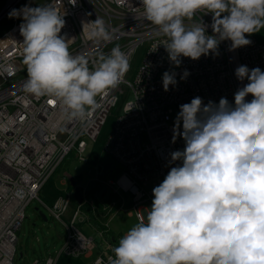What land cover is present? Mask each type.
<instances>
[{
    "label": "clouds",
    "instance_id": "clouds-1",
    "mask_svg": "<svg viewBox=\"0 0 264 264\" xmlns=\"http://www.w3.org/2000/svg\"><path fill=\"white\" fill-rule=\"evenodd\" d=\"M141 3L143 19L156 26L176 66L180 57L216 53L222 40H230L232 49L249 45L246 34L264 28V0ZM199 11L212 14L213 35L200 20L190 27L185 23ZM64 15L47 4L9 13L23 20L24 91L57 98L70 118H85L97 96L123 81L129 62L116 46L90 70L87 59L72 55L59 35ZM82 30L96 43L112 39L99 17L82 22ZM174 75L163 73L165 91L176 84ZM188 75L185 70L181 78ZM235 76L248 83L235 92L234 105L226 98L204 104L197 96L179 106L174 138L179 135L185 146L170 155L181 163L152 189L146 216L111 249L107 264H264V71L241 65ZM95 264L105 261L97 258Z\"/></svg>",
    "mask_w": 264,
    "mask_h": 264
},
{
    "label": "built area",
    "instance_id": "built-area-1",
    "mask_svg": "<svg viewBox=\"0 0 264 264\" xmlns=\"http://www.w3.org/2000/svg\"><path fill=\"white\" fill-rule=\"evenodd\" d=\"M20 0H5L0 19L11 12ZM60 15H64L65 26L59 35L67 40L72 55L83 56L90 70H94L102 55L119 46L129 62V70L123 81L107 94L96 97V107L90 109L85 118H70L61 101L49 96H33L23 89L27 78L23 63L22 43L16 21L0 35V264H12L16 253L17 231L24 219V211L32 200H37L44 184L55 173L65 157L74 152L85 161L86 138L95 140L107 115L117 103V94L131 95L116 116L104 145V153L115 161L122 172L116 178L103 182L113 193L129 192L132 205L127 210L138 222L146 216L147 204H152V189L158 186L171 167L180 161H171V153L182 151L184 140L174 138L172 110L199 96L204 104L212 101L218 104L226 98L234 105V94L243 88L247 79L240 81L235 69L245 65L250 70L259 67L264 71V42L254 33L246 34L249 45L231 48L230 40L220 41L216 53L210 52L199 59L180 57L176 66L169 60L156 26L142 17L141 0H76L73 6L69 0H49ZM99 17L110 32V41L96 43L88 40L82 30L87 23ZM213 35L211 13L203 11L185 23L190 27L199 23ZM141 50L139 64L132 69L135 54ZM189 75L182 79L184 71ZM175 74V85L165 91L162 75ZM129 77V78H128ZM252 96L245 98L251 101ZM174 118V120H173ZM182 131V123L179 129ZM62 183H65L64 181ZM81 194V192H80ZM121 200V206L122 208ZM82 203L70 210L67 221L63 217L71 206L70 195L58 196L49 214L66 228L61 248L42 261L34 259L31 264H58V258L77 259L87 257L96 247L94 237L83 233L78 224L98 218L100 226L94 227L103 249L97 258L105 261L112 256L115 241L108 235L109 212L117 205L110 201L99 211L90 202L82 209ZM82 205V206H81ZM118 209V208H117Z\"/></svg>",
    "mask_w": 264,
    "mask_h": 264
},
{
    "label": "rangeland",
    "instance_id": "rangeland-1",
    "mask_svg": "<svg viewBox=\"0 0 264 264\" xmlns=\"http://www.w3.org/2000/svg\"><path fill=\"white\" fill-rule=\"evenodd\" d=\"M4 2L5 0H0V11ZM47 2L49 0H20L14 9L19 10L25 5L38 7L46 5ZM9 13L0 19V35L8 30L15 21L14 17L9 16ZM15 19L16 21L22 20L19 16H15ZM140 57L141 50H138L132 64L133 70L139 64ZM125 95L117 94V103L111 108L96 139H85L86 150L83 153L85 161L79 160L73 151L70 152L38 193V198L43 204L35 199L28 204L24 211L25 217L21 227L17 231L16 253L12 264H31L34 259L42 261L48 255L59 251L64 240L66 228L62 223L50 216L47 208H51L58 196H65L69 193L71 201L69 211L72 210L73 207L78 205L73 197L75 188L80 189L83 198V206L81 205L83 210L84 207H90V202H92L94 207L98 209L99 215L101 213L99 211L109 204L110 201L117 203L107 216V219L110 218L108 228L117 239L120 240L129 229L139 223L133 215H129L127 212L132 205L131 194L120 190L112 195V190L103 184L107 179L102 176L103 164L110 158L103 151L106 139L116 116L122 112L123 104L131 98V95L127 94V92ZM176 115L177 109L174 108L172 117ZM72 180L75 181V185ZM63 181L65 183H62ZM121 200L124 201L122 202V208H120ZM150 207L151 204H147V208L149 209ZM69 211L63 217V221H67L68 216H70ZM40 212L46 216V220L39 214ZM87 226L88 224L85 223L78 225L83 233L94 237L96 247L93 249L92 255L88 258L80 256L78 259L67 258L63 255L59 257L58 264H92L93 259L99 255L103 249L101 240L96 237L94 230L88 229Z\"/></svg>",
    "mask_w": 264,
    "mask_h": 264
},
{
    "label": "trees",
    "instance_id": "trees-1",
    "mask_svg": "<svg viewBox=\"0 0 264 264\" xmlns=\"http://www.w3.org/2000/svg\"><path fill=\"white\" fill-rule=\"evenodd\" d=\"M254 35L259 41L264 42V28H261L260 31L255 32ZM121 172H122V168L111 158L107 159L103 164L102 176L105 177L106 179L116 178L119 176ZM72 182L75 185V181L72 180ZM98 226H100V224H98ZM108 232H109L108 235L112 237V239L115 241V244L118 246V239L110 231Z\"/></svg>",
    "mask_w": 264,
    "mask_h": 264
},
{
    "label": "water",
    "instance_id": "water-1",
    "mask_svg": "<svg viewBox=\"0 0 264 264\" xmlns=\"http://www.w3.org/2000/svg\"><path fill=\"white\" fill-rule=\"evenodd\" d=\"M73 197L77 204H80L82 202L81 194L78 188L74 189ZM39 214L44 218V220H46V216L44 214H42L41 212Z\"/></svg>",
    "mask_w": 264,
    "mask_h": 264
},
{
    "label": "crops",
    "instance_id": "crops-1",
    "mask_svg": "<svg viewBox=\"0 0 264 264\" xmlns=\"http://www.w3.org/2000/svg\"><path fill=\"white\" fill-rule=\"evenodd\" d=\"M88 207V206H87ZM85 224H88V229H94V227L95 226H97L98 225V218H92L88 223H85ZM79 225V224H78ZM116 237V236H115ZM118 241H119V239H118ZM92 255V254H91ZM59 259L60 258H58V262H59ZM78 259V258H77ZM80 264V263H79Z\"/></svg>",
    "mask_w": 264,
    "mask_h": 264
},
{
    "label": "bare ground",
    "instance_id": "bare-ground-1",
    "mask_svg": "<svg viewBox=\"0 0 264 264\" xmlns=\"http://www.w3.org/2000/svg\"><path fill=\"white\" fill-rule=\"evenodd\" d=\"M3 7V6H2ZM2 9V8H1ZM1 12V11H0ZM79 189V188H78ZM79 191H80V189H79ZM114 194V193H113ZM112 194V195H113ZM81 198H82V195H81ZM82 200H83V198H82ZM124 202V201H123ZM17 234V233H16ZM93 252V251H92ZM92 252H91V254H92ZM91 254L89 255V256H91ZM89 256H87L86 258H88ZM94 260V259H93Z\"/></svg>",
    "mask_w": 264,
    "mask_h": 264
}]
</instances>
